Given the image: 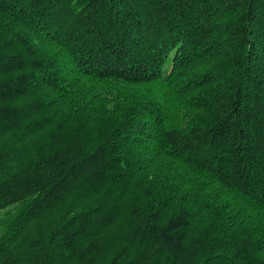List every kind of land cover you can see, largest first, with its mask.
Here are the masks:
<instances>
[{"label": "trees", "instance_id": "16d2710c", "mask_svg": "<svg viewBox=\"0 0 264 264\" xmlns=\"http://www.w3.org/2000/svg\"><path fill=\"white\" fill-rule=\"evenodd\" d=\"M0 264H264V0H0Z\"/></svg>", "mask_w": 264, "mask_h": 264}, {"label": "rangeland", "instance_id": "374dc122", "mask_svg": "<svg viewBox=\"0 0 264 264\" xmlns=\"http://www.w3.org/2000/svg\"><path fill=\"white\" fill-rule=\"evenodd\" d=\"M0 216H1V211H0Z\"/></svg>", "mask_w": 264, "mask_h": 264}]
</instances>
